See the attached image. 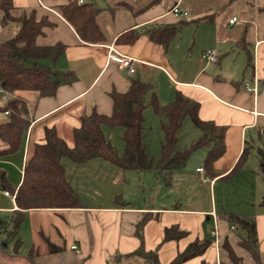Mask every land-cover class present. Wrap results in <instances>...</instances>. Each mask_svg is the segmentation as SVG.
Here are the masks:
<instances>
[{"label":"crops","instance_id":"obj_1","mask_svg":"<svg viewBox=\"0 0 264 264\" xmlns=\"http://www.w3.org/2000/svg\"><path fill=\"white\" fill-rule=\"evenodd\" d=\"M13 1L18 7H41L49 11L54 5L66 3V0ZM87 1L100 9L97 22L105 41L84 42L63 20L48 30L49 34H58V39L66 45L63 55L54 62V68L71 71L76 79L59 85L52 96L21 93L35 104L30 106L26 102L30 124L20 148L0 157V170L13 192L4 190L15 194L22 181L28 151L43 140L45 126H53L71 146L72 129L80 124V117L92 109L109 113L112 109L110 92L126 91L129 80L134 77L151 83L152 92L161 104L171 101L176 90L198 101L200 119L225 127L224 151L207 168L202 163L208 148L198 147L192 152L198 165L185 164L169 178L162 173L168 187H172L174 179L180 178L184 186L191 189V194H196L191 198L194 205L189 207H181L176 202L167 206L166 203H172L175 198L169 195L162 205H134L131 200H139L145 186L139 185L144 171L132 169L127 170L135 174L128 176L129 172H123L126 176L123 179L130 178L131 186L138 182L129 193L132 197L124 201L123 191L116 195L118 203H113L111 190L118 187L120 168L101 158L86 163L62 158L67 179L80 196L82 206L26 209L13 239L4 242L5 230L0 228V264H148L140 256L123 257L140 246L146 251H156L159 264H169L196 236L210 237L214 241L202 255L181 264H215L219 259V244L227 237L216 222L223 212L247 213L255 218L258 248L264 254V208L259 205L264 197L261 173L264 162V0H157L139 11L137 8L150 0ZM174 4L186 9L188 14L173 15L170 8ZM232 17L236 20L230 23ZM167 24L178 25L173 37L165 45L152 41L149 29ZM126 31H133L135 37L131 41L117 42V37ZM206 48L216 50L215 63L201 59V52ZM113 52L134 59L132 74L108 59ZM0 95L1 105L5 95ZM150 97L151 91H148L144 95V112L151 107ZM5 116L7 114L0 113V120ZM159 121L161 124L164 120ZM183 123L192 130L186 140L180 142V126L175 144L179 151L201 137V131L189 117H185L181 125ZM103 133L105 135L104 130ZM3 145L0 141V148ZM243 151L245 155L239 169L229 175ZM93 164L108 168V189L87 181L86 166ZM200 167L202 170L197 171ZM83 194L111 195L108 201L90 203ZM201 196L205 203H200ZM15 209L14 197L0 191V218L8 219ZM173 225L184 231L185 236L164 239L165 228ZM16 237L20 243L14 249Z\"/></svg>","mask_w":264,"mask_h":264},{"label":"trees","instance_id":"obj_2","mask_svg":"<svg viewBox=\"0 0 264 264\" xmlns=\"http://www.w3.org/2000/svg\"><path fill=\"white\" fill-rule=\"evenodd\" d=\"M157 0H150L137 8L143 10ZM128 8L131 4L124 2ZM52 11L41 7H18L13 0H0V31L13 26L11 35L0 39V93L5 101L0 105V113L8 111L5 119L0 120V157L17 151L22 137L30 124L27 117V100L23 92L35 93L37 97L52 96L61 84L71 83L76 76L71 71H60L53 64L64 53L65 44L58 35L51 37L48 30L55 28L60 20L68 24L78 37L88 43H104V33L97 22L100 9L86 1L78 5L75 0L50 7ZM171 9V8H170ZM185 20H181L184 23ZM180 23V22H179ZM178 25L152 27L148 36L152 41L165 45L176 33ZM48 37V39H46ZM133 31L120 34L116 41H131ZM151 83L139 78H131L124 92H110L112 109L109 113L92 109L80 117V124L72 129L73 144L69 146L56 132L53 126H45L43 140L32 145L23 166V177L14 194L17 209L8 219L0 218V228L5 230L4 242L16 236L18 227L29 208L80 207L82 201L68 181L61 159L66 157L75 163H86L101 158L127 170L144 171L151 168L152 158L146 151L144 142V95L151 91L150 106L154 113L164 121L160 124L163 131L161 152L155 165L156 173L167 177L181 169L192 152L201 146L207 147L204 166L210 168L213 161L224 151V126L198 117L199 102L176 90L174 98L161 104ZM189 117L201 131V137L188 148L176 150L177 133L182 120ZM103 126L121 127L123 151L118 154L102 130ZM245 151L229 172L232 175L239 169ZM264 181V162L261 169ZM228 175V176H229ZM0 187L13 192L8 186L4 173L0 170ZM119 196H116V199ZM124 205L123 202H121ZM264 208V197L259 201ZM220 217L226 221L236 235V245L246 250L254 264H264V254L258 248L255 218L247 213L223 212ZM141 222L139 223V225ZM7 225L9 229H6ZM140 226H138V231ZM185 232L173 225L165 228L164 239H178ZM210 237H198L187 243L169 264L182 262L202 255L212 244ZM20 241L16 237L13 248ZM219 259L215 264H242V258L236 254L232 244L225 237L219 244ZM140 256L148 264H159L156 251H146L142 246L123 255L125 258ZM203 264V263H202Z\"/></svg>","mask_w":264,"mask_h":264},{"label":"rangeland","instance_id":"obj_3","mask_svg":"<svg viewBox=\"0 0 264 264\" xmlns=\"http://www.w3.org/2000/svg\"><path fill=\"white\" fill-rule=\"evenodd\" d=\"M14 30H15V27H13V26L6 27L2 31H0V39L6 37L7 35H11V33ZM50 35H51V37H55V35H58V34L50 33ZM46 39H48V37ZM26 99H27V102L30 106L35 104V101L33 99H29V98H26ZM146 110H145V112H143V114H144V127H145L144 142L146 145L147 153H148L149 157H152V159H153L152 162H154V163H153V166H151V168L149 170L148 169L144 170V175H142L143 180L139 184L140 187L145 186L144 187V194H141L142 196L140 197L139 200H137L136 198H133V200H131V201L136 206H138V205L149 206L151 204L152 205H154V204L158 205V203L160 205H162V201L166 202L167 201V195H169V197H175V198L173 199L172 203H166L167 206H172L174 202L179 204V206H181V207L192 206V205H194V202L191 200V198L194 197L196 194H191V192H190L191 189H189L188 187H185L184 184L180 181V178L174 179V181L172 183V187H168L163 182L162 173H161V175H159V173H155V161H157V159H159L160 152H161V143L163 141V134H162L163 131H162L160 124H159V122H160L159 120L162 118L158 117L154 113V111L151 107L147 108ZM146 112L147 113L149 112V114L147 115ZM4 114H5V112H4ZM103 130L105 132L107 139L110 140L112 145L115 147L117 153L121 154L123 151V142L121 139L122 128H120V127H103ZM190 130H192V129L186 127L185 123H183L181 125V129L179 131V138H181L180 142H184L186 140V138L188 137V134L190 133L189 132ZM190 156L191 157H189L188 162H186L185 164L198 165L199 162L195 156V153H193ZM98 162H100V161H98ZM106 170L108 171V168H105V167H102V166H99L96 164H93L91 166H86V171H85L86 175L85 176L87 178V181L90 182L91 184H95L96 186L99 185L100 188H103L106 186L108 189V185H109L108 181L109 180H107V177H109L108 174H110V173L106 172ZM118 170L120 172V175H119L120 181L118 183V187H115V188H113V190H111L112 200L114 201L113 203H116V204L118 203V201L116 200V195H119V194H121V192L124 191L125 196H123V199H124V201L128 202L127 197L129 198V197H132V195H133V194H129V193L131 191H133L132 188L137 186V184H138V182H135V184H133L131 186L130 178H126L127 180L123 179L124 177H126L123 174L124 170H121V169H118ZM131 171L126 170V172H129L128 176L130 173L135 174V173H133L134 171H132V172ZM103 177H104V180L106 177V181L103 180ZM258 180H259V178H258ZM143 182L145 183V185L142 184ZM183 187H185V188H183ZM257 188L258 187L256 185V189ZM170 189H172V190H170ZM102 191H105V190H102ZM88 192L90 193V191H88ZM83 195H84V199L87 202L93 203V202L108 201L110 199L109 197L111 194H83ZM178 195L180 198L176 197ZM105 196H107V197H105ZM216 199L219 200V197L217 196ZM202 202L205 203V200L201 196L200 203L202 204ZM125 218H128V217H125ZM216 222L218 223V227H219L221 232L223 229V233L226 234V236L228 237V240L232 244L236 254L242 258V264H254L253 260L248 255L246 250L241 248V247H238L236 245V235H235L234 231L229 228L226 221L223 220L222 218H217Z\"/></svg>","mask_w":264,"mask_h":264},{"label":"built area","instance_id":"obj_4","mask_svg":"<svg viewBox=\"0 0 264 264\" xmlns=\"http://www.w3.org/2000/svg\"><path fill=\"white\" fill-rule=\"evenodd\" d=\"M75 1L78 5H81V4H84L87 0H75ZM170 12L173 15L179 16V17H184L188 14V11L186 9H181L178 4H174L171 7ZM235 20H236V17H232L230 19V23H232ZM217 57H218L217 52L213 48H206L201 52V59L208 63H215L217 61ZM108 59L111 62H114L119 68L127 69L129 74H132L134 72V67H133L134 59L133 58L126 56V55H121L117 52H113L109 54ZM5 114H8V111H5ZM262 139L264 142V135L262 136ZM201 170H202L201 167L197 168V171H201ZM0 191L6 196L14 197V194H10L7 190H3L1 187H0ZM211 234L215 236V230H212ZM72 248H75V246H72Z\"/></svg>","mask_w":264,"mask_h":264}]
</instances>
